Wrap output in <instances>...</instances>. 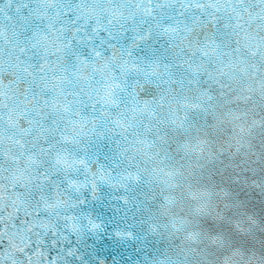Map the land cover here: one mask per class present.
Listing matches in <instances>:
<instances>
[{
  "label": "snow or ice",
  "instance_id": "obj_1",
  "mask_svg": "<svg viewBox=\"0 0 264 264\" xmlns=\"http://www.w3.org/2000/svg\"><path fill=\"white\" fill-rule=\"evenodd\" d=\"M122 260L264 264V0H0V264Z\"/></svg>",
  "mask_w": 264,
  "mask_h": 264
},
{
  "label": "water",
  "instance_id": "obj_2",
  "mask_svg": "<svg viewBox=\"0 0 264 264\" xmlns=\"http://www.w3.org/2000/svg\"><path fill=\"white\" fill-rule=\"evenodd\" d=\"M108 243H111V242H105V244H108ZM119 251H121V252H126V253H128V254H130L131 253V251H132V249H131V247H128V248H121V249H119ZM109 264H111V262H109ZM120 264H132V262H130V261H121L120 262Z\"/></svg>",
  "mask_w": 264,
  "mask_h": 264
}]
</instances>
